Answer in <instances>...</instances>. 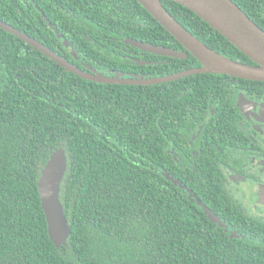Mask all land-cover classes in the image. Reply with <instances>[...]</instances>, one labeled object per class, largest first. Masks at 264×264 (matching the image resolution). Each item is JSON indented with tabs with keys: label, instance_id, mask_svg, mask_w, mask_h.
Instances as JSON below:
<instances>
[{
	"label": "trees",
	"instance_id": "16d2710c",
	"mask_svg": "<svg viewBox=\"0 0 264 264\" xmlns=\"http://www.w3.org/2000/svg\"><path fill=\"white\" fill-rule=\"evenodd\" d=\"M59 1L69 13L0 0V20L91 74L158 78L202 66L138 0ZM232 1L264 30V0ZM162 3L210 48L256 65L188 7ZM242 97L264 99V81L98 82L0 27V264H264V218L226 171L243 148ZM59 148L71 234L58 248L38 182Z\"/></svg>",
	"mask_w": 264,
	"mask_h": 264
},
{
	"label": "water",
	"instance_id": "95a60500",
	"mask_svg": "<svg viewBox=\"0 0 264 264\" xmlns=\"http://www.w3.org/2000/svg\"><path fill=\"white\" fill-rule=\"evenodd\" d=\"M159 23L171 33L192 55L202 64L201 67L189 69L176 74L158 78H125L122 76L111 77L101 74L88 73L60 55L44 46L38 40L0 20V27L23 39L34 46L56 63L85 79L104 83L149 85L197 73L228 74L248 80L264 81V30L253 21L232 0H173L178 2L209 23L219 31L239 50L246 54L256 65L240 63L232 60L207 46L185 28L163 5L162 0H138ZM148 51L159 54L180 56L179 53L158 47L133 41ZM68 168L66 152L59 148L53 152L41 172L38 188L41 204L48 222V231L51 240L56 247L68 246V238L71 234V226L66 216L65 208L60 199L61 183ZM206 211L209 212L207 207ZM213 221L220 222L216 215L210 212Z\"/></svg>",
	"mask_w": 264,
	"mask_h": 264
},
{
	"label": "flooded vegetation",
	"instance_id": "af4514ba",
	"mask_svg": "<svg viewBox=\"0 0 264 264\" xmlns=\"http://www.w3.org/2000/svg\"><path fill=\"white\" fill-rule=\"evenodd\" d=\"M18 1L19 5H15L16 7H55L57 13L60 12V9L69 13L70 11L63 7H72V5L67 3L64 5L59 0ZM70 9L74 10L73 8ZM239 106L245 116V121L241 122V128L244 131L245 138L243 143H237L238 146H243V148L233 150V154H231L233 155L231 165L226 168V171L229 177L230 175H242L246 181L251 182L255 189L252 191L250 198L254 199V197L264 194V99L249 100L242 97L239 101ZM237 168L246 174L236 171L235 169ZM240 188L241 186L237 187V190L240 191ZM248 192H245L246 195H248ZM249 194L251 193L249 192ZM244 195L242 194L239 197L243 198L245 197Z\"/></svg>",
	"mask_w": 264,
	"mask_h": 264
},
{
	"label": "rangeland",
	"instance_id": "374dc122",
	"mask_svg": "<svg viewBox=\"0 0 264 264\" xmlns=\"http://www.w3.org/2000/svg\"><path fill=\"white\" fill-rule=\"evenodd\" d=\"M230 180H231V186L233 187L236 195L242 196V194H245L243 198H241L248 206L250 209V212H252L254 215L264 218V194L261 196L259 195L258 197L250 198L252 196V191H254L255 187L251 182H248L245 180V177L242 175H230ZM246 181V183H245ZM240 191L237 190V187H240ZM251 194H249V192ZM245 192H248V195H246ZM251 195V196H250Z\"/></svg>",
	"mask_w": 264,
	"mask_h": 264
}]
</instances>
